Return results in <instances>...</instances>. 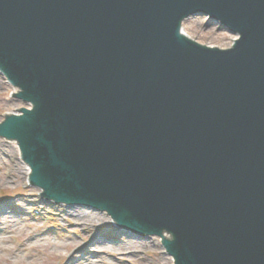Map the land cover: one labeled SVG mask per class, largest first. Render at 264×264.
I'll return each instance as SVG.
<instances>
[{
  "label": "water",
  "instance_id": "water-1",
  "mask_svg": "<svg viewBox=\"0 0 264 264\" xmlns=\"http://www.w3.org/2000/svg\"><path fill=\"white\" fill-rule=\"evenodd\" d=\"M199 14L233 45L185 35ZM0 70L47 197L169 232L176 264H264V0H0Z\"/></svg>",
  "mask_w": 264,
  "mask_h": 264
},
{
  "label": "rangeland",
  "instance_id": "rangeland-1",
  "mask_svg": "<svg viewBox=\"0 0 264 264\" xmlns=\"http://www.w3.org/2000/svg\"><path fill=\"white\" fill-rule=\"evenodd\" d=\"M183 25L186 35L208 46L227 48L237 38L206 16ZM17 92L0 73V122L28 107L12 96ZM12 141L0 137V264H174L159 237L120 231L105 213L40 197ZM34 202L39 215L29 214Z\"/></svg>",
  "mask_w": 264,
  "mask_h": 264
},
{
  "label": "bare ground",
  "instance_id": "bare-ground-1",
  "mask_svg": "<svg viewBox=\"0 0 264 264\" xmlns=\"http://www.w3.org/2000/svg\"><path fill=\"white\" fill-rule=\"evenodd\" d=\"M14 143H15V142H14ZM15 144H16V143H15ZM15 148H16L17 153L19 154V151H18L19 149H18L17 147H15ZM29 171H30V170H29V167L27 166V168H26L27 175L30 173ZM80 213H81L82 215H86V214L83 213V212H80ZM91 216L94 217V218L96 217L95 219L99 220V219L97 218V216L92 215V214H91Z\"/></svg>",
  "mask_w": 264,
  "mask_h": 264
}]
</instances>
